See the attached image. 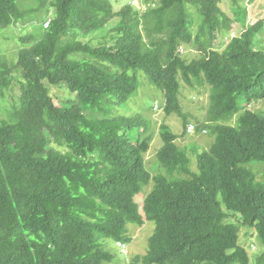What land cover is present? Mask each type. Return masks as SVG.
<instances>
[{
	"label": "trees",
	"instance_id": "obj_1",
	"mask_svg": "<svg viewBox=\"0 0 264 264\" xmlns=\"http://www.w3.org/2000/svg\"><path fill=\"white\" fill-rule=\"evenodd\" d=\"M19 2L0 0V29L38 20L42 6L52 13L39 38L22 36L16 60L0 64V96L14 72L24 80L19 104L0 116V264H104L113 254L102 240L125 243L127 224L146 220L154 222L147 251L129 264H250L239 233L254 228L264 245V114L245 106L264 100V50L255 47L264 21L247 25L240 9L232 18L221 0H157L141 12L114 10L111 0ZM235 22L242 31L214 48ZM105 29L111 45L77 37ZM183 44L199 56L183 57ZM140 72L163 92L164 115L184 124L181 93H207L195 128L215 139L194 152L195 170L162 120L156 158L164 173H151L149 121L113 114L145 83ZM59 84L75 97L56 102L48 85ZM150 182L141 213L134 197Z\"/></svg>",
	"mask_w": 264,
	"mask_h": 264
},
{
	"label": "rangeland",
	"instance_id": "obj_2",
	"mask_svg": "<svg viewBox=\"0 0 264 264\" xmlns=\"http://www.w3.org/2000/svg\"><path fill=\"white\" fill-rule=\"evenodd\" d=\"M157 0H111L114 10H119L125 4H131L141 12L145 7L155 5ZM21 5L25 7H31L30 9H37L39 6V0H20ZM19 2V3H20ZM46 6H42L41 9L43 20H28L24 24L17 23L9 26L6 29H0V64L5 59L8 62L16 60V52L22 46L20 38L33 34L35 38H39L41 35L40 25L44 28L46 18H51V10L44 9ZM189 10L193 13L195 25L198 23L199 13L196 7L192 4L188 5ZM221 7L225 13L230 17L234 18L235 13L233 10H241L244 12L246 17L245 23L251 25L258 20L264 21V0H221ZM48 11V12H47ZM48 18V19H49ZM44 21V22H43ZM113 20L110 25L115 23ZM233 29L231 32H219L216 34L214 40V48L220 50L223 46L232 38L234 35H238L243 27H240L239 22L233 23ZM196 27L193 29L195 32ZM112 34L110 30L105 29L103 31L82 34L80 33L77 37L82 41H90L92 44H98L101 41H107L108 44H113ZM255 47L264 50V26L255 39ZM179 51L182 56L188 60L199 56L198 51L193 44H183ZM14 79L8 89H5L3 95L0 96V116L7 115L6 110L12 109L13 106H17L20 101L21 85L24 80L20 74L14 72ZM139 77L144 81L145 75L143 72L139 73ZM146 80V79H145ZM147 81V80H146ZM146 81L140 88L132 95L130 101L113 106V114L118 115H133L139 114L143 119L149 121L150 129L148 132H153V140L150 145L148 152L145 154L146 166L151 173H164L160 167L156 152L162 145L161 138L159 136V124L162 120L166 123L171 130L176 133L179 137L176 140L177 145L187 149V153L191 158L190 167L196 169V154L194 152L208 150L214 142L215 135L210 131H205L202 128H195L193 133L188 132L189 124L196 125L201 122L204 118L206 107L208 105L207 93L197 94L193 90L184 89L181 93L180 102L182 104L183 112H186L184 124L183 117L176 114L164 115L163 104L164 94L161 89L149 85ZM51 95L54 97L56 102H61L67 99H73L75 93L68 90L65 84L59 85H48ZM247 109L256 111L264 114V100H252L247 106ZM233 118L231 121L234 123ZM231 123V122H230ZM185 125V126H184ZM261 170L262 166H256L255 170ZM153 183L150 182L144 186L141 191L135 195L134 200L138 205V209L143 213V201L146 195L151 191ZM220 198V197H219ZM238 215L227 218V221L237 222ZM127 235L129 240L125 242L124 247L117 245L111 239H103V248L113 254V258L109 262L104 264H129L131 258L137 254H144L148 248V240L154 230V222L146 220L143 225H137L128 223ZM239 243L243 245L250 257V264L257 263V258L263 253L264 245L261 239L256 234L254 228L242 226L239 233Z\"/></svg>",
	"mask_w": 264,
	"mask_h": 264
},
{
	"label": "built area",
	"instance_id": "obj_3",
	"mask_svg": "<svg viewBox=\"0 0 264 264\" xmlns=\"http://www.w3.org/2000/svg\"><path fill=\"white\" fill-rule=\"evenodd\" d=\"M49 21H50V19L46 20V22L44 23V27L48 26ZM194 130H195V125L194 124H189L188 125V132L193 133ZM116 243H117V245H119L121 247H124V245H125L124 242H121V241H117Z\"/></svg>",
	"mask_w": 264,
	"mask_h": 264
}]
</instances>
